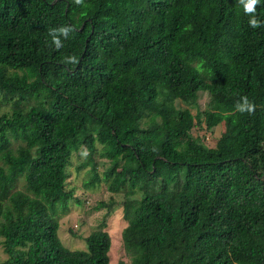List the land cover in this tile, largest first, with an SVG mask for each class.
I'll return each instance as SVG.
<instances>
[{"label": "trees", "instance_id": "obj_1", "mask_svg": "<svg viewBox=\"0 0 264 264\" xmlns=\"http://www.w3.org/2000/svg\"><path fill=\"white\" fill-rule=\"evenodd\" d=\"M244 3L0 0L1 264H110L106 222L85 250L59 237L76 153L124 194L131 264H264V0ZM221 124L215 147L192 133Z\"/></svg>", "mask_w": 264, "mask_h": 264}, {"label": "rangeland", "instance_id": "obj_2", "mask_svg": "<svg viewBox=\"0 0 264 264\" xmlns=\"http://www.w3.org/2000/svg\"><path fill=\"white\" fill-rule=\"evenodd\" d=\"M179 103V102H178ZM209 96L206 93L200 95L198 108H192L191 111L195 115L198 111H203L207 108ZM180 106L186 107L179 103ZM4 113H8L4 110ZM225 125L221 124L213 130L207 129L206 125H196L192 130L195 137H200L202 142L209 147H215L217 141L225 133ZM87 153L74 155L72 164L69 167V177L67 179V188L74 191L77 199L70 203V210L67 214L59 218L60 228L59 237L66 247L73 250H85V239L90 234L97 230L103 222L107 226L105 230L110 234L112 246L109 252L110 264H119L123 261L125 264H131L129 257L126 254L122 232L127 227L128 222L124 218L122 203L125 200L124 194H113L108 191L107 185L103 182L95 188L86 187V181L90 180V167L78 170L79 165L84 161ZM98 163L99 173L103 172L108 167V161L96 158ZM24 181L18 184V190H23ZM23 188V189H22ZM106 203L110 208L97 207L101 203ZM5 238L0 236V264L8 259V254L4 251Z\"/></svg>", "mask_w": 264, "mask_h": 264}, {"label": "clouds", "instance_id": "obj_3", "mask_svg": "<svg viewBox=\"0 0 264 264\" xmlns=\"http://www.w3.org/2000/svg\"><path fill=\"white\" fill-rule=\"evenodd\" d=\"M241 2H243V0H241ZM75 3L80 5L83 4V0H75ZM259 0H246V3H244V10L246 13L249 14H253L255 13V9L256 6L258 5ZM250 26L252 27H259V23L258 21L253 17L252 19H250L249 21ZM57 31L56 29H52L50 30V35L54 32ZM72 31V29L70 27H61L58 30V36L53 37V43L55 44L56 48L59 49L60 47H62V44L59 40V36H67L68 32ZM75 58H72V63H75ZM244 105H239L237 106V110L244 112L247 111L249 113H251L252 111H254V106L248 102L247 98H244Z\"/></svg>", "mask_w": 264, "mask_h": 264}]
</instances>
